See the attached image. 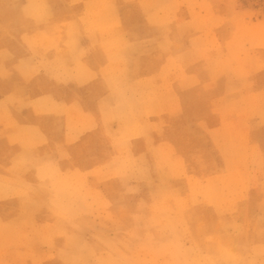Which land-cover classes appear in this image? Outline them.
<instances>
[{"label": "crops", "instance_id": "0c3cea01", "mask_svg": "<svg viewBox=\"0 0 264 264\" xmlns=\"http://www.w3.org/2000/svg\"><path fill=\"white\" fill-rule=\"evenodd\" d=\"M98 1L0 0V182L4 193L20 190L27 198L0 200V224L17 263L65 250L63 238L52 236L67 222L51 212L57 199L49 180L92 172L94 146L115 136L114 122H126L142 144L178 145L189 141L179 128L203 143L223 117L238 126L244 97L251 100L246 111H264L257 55L238 59L233 73L218 71L213 53L196 46L207 30L163 27L162 0ZM97 5L99 15L86 18ZM219 32L224 43L233 28ZM72 201L69 207L79 208L80 196ZM75 223L68 224L72 232Z\"/></svg>", "mask_w": 264, "mask_h": 264}, {"label": "rangeland", "instance_id": "374dc122", "mask_svg": "<svg viewBox=\"0 0 264 264\" xmlns=\"http://www.w3.org/2000/svg\"><path fill=\"white\" fill-rule=\"evenodd\" d=\"M99 5L88 7L86 18H96ZM158 19L163 27L174 23L207 30L203 44L196 46L213 53L218 71L233 73L238 59L251 54L264 67V0H162ZM220 28H233L224 43ZM257 103L264 109V96ZM250 105V97H244L239 125L223 117L221 127L209 130V137L205 133L203 143L179 128L180 139L189 141L142 144L135 132L127 134L126 122H114L119 126L115 136L94 146L99 160L92 172L49 180L57 199L51 212L67 222L52 236L63 238L65 250L59 256L33 257L32 262L264 264V111H246ZM45 179L40 173L35 177L40 184ZM3 183L0 200L12 196L26 201L20 190L4 193ZM75 196L81 198L79 208L67 202ZM70 222L80 227L73 225L72 232ZM5 229L0 224L3 264H25L5 250L11 244L3 242Z\"/></svg>", "mask_w": 264, "mask_h": 264}]
</instances>
